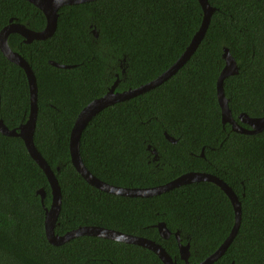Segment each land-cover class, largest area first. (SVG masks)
<instances>
[{
  "label": "trees",
  "instance_id": "obj_1",
  "mask_svg": "<svg viewBox=\"0 0 264 264\" xmlns=\"http://www.w3.org/2000/svg\"><path fill=\"white\" fill-rule=\"evenodd\" d=\"M208 2L214 11L186 62L159 85L93 115L79 152L91 174L120 187H151L191 171L219 177L237 195L241 220L224 253L210 264H264V128L243 133L222 124L216 97L227 47L238 66L223 81L232 117L247 128L240 113L264 116V0ZM202 15L198 0H88L60 7L56 29L45 39L8 35L9 47L26 59L36 80L33 141L61 191L55 234L90 225L142 236L159 243L177 264L183 260L175 231L180 243L189 244L190 264L228 236L234 211L216 184L184 183L151 196L109 193L86 182L69 152L82 108L116 79L115 91H124L168 69ZM9 18L33 31L46 23L28 0H0V29ZM29 109L25 71L0 51V119L18 127ZM38 189L45 192L44 205ZM50 202L46 175L23 140L0 132V264H163L146 247L95 235L51 244L44 232V206ZM159 221L170 230L168 238L160 236Z\"/></svg>",
  "mask_w": 264,
  "mask_h": 264
},
{
  "label": "water",
  "instance_id": "obj_2",
  "mask_svg": "<svg viewBox=\"0 0 264 264\" xmlns=\"http://www.w3.org/2000/svg\"><path fill=\"white\" fill-rule=\"evenodd\" d=\"M33 3L39 9L42 10L45 16V27L40 31H33L28 29L24 24L19 22H12V18H9L8 24L3 26L0 29V51L2 54L13 63L22 67L25 71L28 85H29V97H30V109L29 114L24 123L18 125L15 128H8L0 119V132L4 135L8 136H19L25 147L30 154V156L34 159V161L38 164V166L43 170L48 180L51 192V202L48 207L44 206V232L47 240L53 245H59L75 236L78 235H95L104 238H109L113 240H118L126 243H133L137 245H141L143 247L148 248L153 251L163 264H177L175 260L168 254V252L157 242L154 240L148 239L146 237L132 235L128 233H124L121 231L104 228L100 226H80L71 231H68L62 235H58L54 233V226L60 211L61 207V191L58 185L57 178L50 168L49 164L46 160L41 156L37 147L33 141V133L36 125V115H37V87L36 80L33 74L31 67L29 66L26 59L21 56L19 53L13 51L8 43L7 37L11 32H17L24 37V41L30 42L33 39H45L53 34L57 25V17H58V9L66 4H74L80 3L88 0H28ZM202 7V21L194 33L190 43L183 51V53L177 58V60L165 71H163L156 78L148 81L145 84L139 85L135 88H130L124 91H115V87L117 85L118 79L114 81V83L109 87V89L100 97L93 99L87 105H85L82 110L78 113L72 129L69 135V152L70 158L73 166L79 172V174L86 180L87 183L93 185L94 187L101 189L103 191L125 195V196H151L155 194H159L165 192L173 187L179 186L184 183H190L195 181H210L216 184L228 197L233 211H234V223L228 234V236L223 240V242L213 251L210 255L204 258L202 261L196 264H210L214 260H216L219 256H221L235 234L238 231L240 220H241V203L231 189L230 186L226 184L219 177L200 171H191L187 173H183L174 179L165 182L163 184L144 187V188H132V187H120L116 185L109 184L105 181L100 180L95 177L93 174L89 172V170L83 164L82 158L79 152V139L82 133L83 128L87 124L88 120L99 112L101 109L114 104L115 102L125 100L132 96H136L140 93H143L163 81H165L168 77L173 75L190 57V55L197 48L200 40L204 36V33L208 27L210 17L214 11V7L210 5L208 0H198ZM93 32L96 34L95 30ZM222 58L224 59V66L221 69V72L216 80V97L220 107V115L221 122L229 123L231 128L238 132L243 133H256L264 128V116L263 117H249L245 113H240L238 115V119L240 122L248 125V128L240 125L231 114L229 109L227 98L224 95L223 91V81L224 78L228 75H233L237 73L238 66L230 54L229 49L227 47H223ZM51 63L58 65L51 61ZM61 67H66V65H59ZM165 137L171 141L175 142L176 139L165 133ZM201 151V155H202ZM37 193H39L41 197V202L43 203L45 192L43 189H38ZM158 228V232L162 238H168L171 234L170 230L167 228L166 224L163 221H159L156 224ZM174 236L179 243V257L183 260V264H190L188 262L189 257V244L188 242L185 244L180 243V239L178 236V231L174 232Z\"/></svg>",
  "mask_w": 264,
  "mask_h": 264
},
{
  "label": "flooded vegetation",
  "instance_id": "obj_3",
  "mask_svg": "<svg viewBox=\"0 0 264 264\" xmlns=\"http://www.w3.org/2000/svg\"><path fill=\"white\" fill-rule=\"evenodd\" d=\"M248 126V125H247ZM248 128V127H247ZM152 153V155L153 156H151V160H156V159H158V155H157V152L156 151H154L153 149L152 150H150V154ZM179 236V235H178ZM179 239H180V237H179ZM178 242V241H177ZM179 244V243H178ZM183 264V263H182Z\"/></svg>",
  "mask_w": 264,
  "mask_h": 264
}]
</instances>
